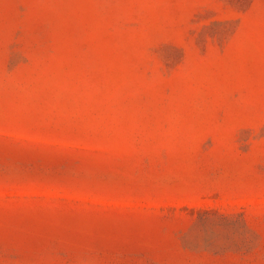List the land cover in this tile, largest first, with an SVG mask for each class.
Returning <instances> with one entry per match:
<instances>
[{"label":"rangeland","instance_id":"374dc122","mask_svg":"<svg viewBox=\"0 0 264 264\" xmlns=\"http://www.w3.org/2000/svg\"><path fill=\"white\" fill-rule=\"evenodd\" d=\"M0 264H264V0H0Z\"/></svg>","mask_w":264,"mask_h":264}]
</instances>
